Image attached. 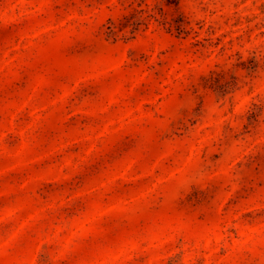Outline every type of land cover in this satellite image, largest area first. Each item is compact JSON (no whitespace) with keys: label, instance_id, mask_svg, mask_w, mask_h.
Wrapping results in <instances>:
<instances>
[{"label":"rangeland","instance_id":"rangeland-1","mask_svg":"<svg viewBox=\"0 0 264 264\" xmlns=\"http://www.w3.org/2000/svg\"><path fill=\"white\" fill-rule=\"evenodd\" d=\"M0 264H264V0H0Z\"/></svg>","mask_w":264,"mask_h":264}]
</instances>
